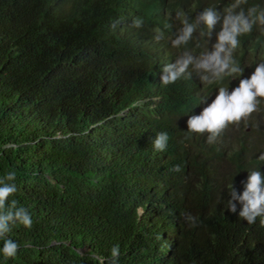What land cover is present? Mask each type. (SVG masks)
<instances>
[{
  "label": "trees",
  "instance_id": "trees-1",
  "mask_svg": "<svg viewBox=\"0 0 264 264\" xmlns=\"http://www.w3.org/2000/svg\"><path fill=\"white\" fill-rule=\"evenodd\" d=\"M213 2L0 0V179L15 171L5 210L14 200L33 221L11 226L19 248L0 264H111L113 248L115 264H264L261 218L226 209L231 185L242 193L248 171L264 175V101L212 144L186 133L218 89L195 74L163 86L180 50L152 39ZM235 57L229 92L264 61V35L241 37Z\"/></svg>",
  "mask_w": 264,
  "mask_h": 264
},
{
  "label": "clouds",
  "instance_id": "clouds-1",
  "mask_svg": "<svg viewBox=\"0 0 264 264\" xmlns=\"http://www.w3.org/2000/svg\"><path fill=\"white\" fill-rule=\"evenodd\" d=\"M221 2L222 0H215L201 7L195 12L194 19L193 14L178 11L176 19L179 26L174 34L165 37L163 31L155 29L152 37L156 43L167 40L173 49L180 50L175 63H169L162 69L160 80L163 86L174 84L181 79H191L195 74L204 86H216L218 89L215 99L199 115H192L187 120L186 133L207 134L208 144L216 142L229 126L238 125L250 118L264 101V61L257 63L250 78L241 79L239 86L231 92L228 86H223L225 80L236 79L243 72L235 57L241 47V37L252 34L254 30L264 35V0L252 3L250 0H228L222 10H218ZM217 24H221V29L216 33L215 43L211 44L209 50L208 45ZM131 27L140 29L143 27V20L139 17L134 19ZM201 48L202 51H195ZM153 100H159V97H154ZM168 140L166 132L158 133L152 141L154 150L164 151ZM259 160L264 161V154L259 156ZM175 170L179 171V166H176ZM15 179V171L0 179V239L4 241L0 251L6 258L14 257L19 248L16 242L7 238L11 226L19 223L25 228H30L33 223L28 210L17 207L14 200L5 210L9 197L17 191L15 183H9ZM229 196L230 199L226 202L227 210L236 213L239 204L240 219L252 225L257 218H261L260 225L264 227V175L258 169L248 171L242 193H238L231 185ZM187 218L194 226L196 218L191 215ZM111 256V264H115L119 250L113 248Z\"/></svg>",
  "mask_w": 264,
  "mask_h": 264
},
{
  "label": "rangeland",
  "instance_id": "rangeland-1",
  "mask_svg": "<svg viewBox=\"0 0 264 264\" xmlns=\"http://www.w3.org/2000/svg\"><path fill=\"white\" fill-rule=\"evenodd\" d=\"M254 123H255V122H252V123H251V119H250V124L252 125V124H254ZM243 127H244V125L242 126V129H243ZM243 130H246L247 132L249 131L248 127H246V128L244 127ZM249 136H252V135H249Z\"/></svg>",
  "mask_w": 264,
  "mask_h": 264
}]
</instances>
